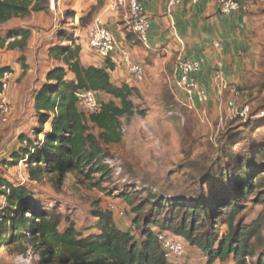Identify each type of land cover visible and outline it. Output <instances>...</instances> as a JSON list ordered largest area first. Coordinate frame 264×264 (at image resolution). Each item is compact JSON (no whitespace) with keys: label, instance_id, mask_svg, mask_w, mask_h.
<instances>
[{"label":"trees","instance_id":"trees-1","mask_svg":"<svg viewBox=\"0 0 264 264\" xmlns=\"http://www.w3.org/2000/svg\"><path fill=\"white\" fill-rule=\"evenodd\" d=\"M49 1L0 0V24L45 12ZM30 38L26 29L0 35V49L24 52ZM58 39L59 44L48 45V55L60 65L48 70L45 83L35 94L38 125L33 138L23 135L21 148L9 162L11 166L26 162L31 182L73 173L91 187H100L105 178L113 177V170L104 162L112 158L110 147L123 141L122 118L144 114L133 102L138 91L112 82L114 66L110 60L104 68L85 66L82 47L73 35L59 33ZM22 66L25 74L28 67ZM7 72L8 67L1 68L0 79ZM238 90L240 95L245 92ZM80 91L104 94L109 101H102L98 112L87 115L79 107ZM93 128L99 130L98 135ZM250 150L247 158L241 152L221 151L216 157L203 159L204 164L194 162L192 180L197 188L191 197L149 194L136 205L133 196L122 192L134 215L131 230L126 231L118 227L114 211L109 209L94 212L95 227L78 231L54 206L34 196L27 185L5 177L0 180L6 197L0 210V250L17 246L25 252L23 243L29 240L42 249L45 264H175L161 252L155 232L158 227L197 248L206 257L205 264H264V253H257L264 247V221L244 224L239 220L247 203L262 188L264 152L257 155L256 147ZM96 175L101 177L91 182ZM64 219L68 225L61 231Z\"/></svg>","mask_w":264,"mask_h":264},{"label":"rangeland","instance_id":"rangeland-1","mask_svg":"<svg viewBox=\"0 0 264 264\" xmlns=\"http://www.w3.org/2000/svg\"><path fill=\"white\" fill-rule=\"evenodd\" d=\"M129 1L50 0L45 12L0 24L1 36L20 29L31 32L24 52L0 49V69L8 67L12 74L9 97L13 108L7 122L0 120V180L7 177L8 181L27 185L34 196L54 206L82 232L95 227V211H104L111 205L115 207L118 227L125 231L131 230L134 215L124 202L122 192L133 196L136 205L146 200L149 194L167 198L191 197L197 188L192 180L194 162L204 164L203 159L216 157L221 151L241 152L246 155L245 158L253 147H256L257 155L264 152V0H240L250 10L253 9L261 23L259 30L262 32L259 44L261 70L252 77L256 80L255 87L250 92L245 90L241 93L237 104L239 109L249 106L248 118H242L235 110L229 109V93L223 98L209 94L208 104L195 102L192 106L187 96L176 87L171 67L177 63L175 57L169 66L163 68L161 78L153 81L148 94H138L133 98L137 109L144 114L122 118L123 141L110 147L111 159L116 164L113 177L105 178L102 186L91 187L73 173L48 175L41 181L31 182L26 163L10 165L11 155L21 148L20 138L23 135L33 138V129L38 125L35 94L45 83L48 70L60 65L48 55V45L60 43L59 33L73 35L78 41L88 38V30L98 17L105 21L108 28L111 22H120L127 28ZM157 58L148 56L146 62L154 65ZM159 58L164 57L160 55ZM22 63L28 67L25 74ZM230 85L238 90L235 84ZM102 101L109 100L102 98ZM92 132L99 134L96 128ZM261 175L262 188L255 192L239 217L244 224H251L258 219L264 221V171ZM100 177L96 175L91 182ZM1 190L0 187V210L6 201ZM67 225L64 219L60 230H64ZM223 230L226 231V226H223ZM23 248L25 252H20L17 246L2 248L0 264H45L41 259L42 249L36 248L29 240L24 241ZM191 248L187 246L188 250ZM257 253H264V247H260ZM20 257L29 259L21 261ZM205 258L194 248L193 253H188L181 264H205ZM254 261L252 263H256Z\"/></svg>","mask_w":264,"mask_h":264},{"label":"crops","instance_id":"crops-1","mask_svg":"<svg viewBox=\"0 0 264 264\" xmlns=\"http://www.w3.org/2000/svg\"><path fill=\"white\" fill-rule=\"evenodd\" d=\"M171 2L172 0H147L143 3L151 24L146 43H141L124 24L111 22L109 28L118 47L110 60L114 66V70L110 71L112 82L116 85L128 84L137 89L140 95L148 94L152 90L153 81L161 78L163 68L171 64V59L176 57L178 62L182 57L188 60H205V65L195 78L210 95H216L212 75L218 62L223 63V74L228 83L250 92L256 82L252 77L259 74L262 65L259 45L261 23L253 9L248 7L246 13L224 16L220 14L216 0H202L196 5L191 0H179L175 6H171ZM217 42L222 45L221 52L213 46ZM78 44L82 47L81 62L85 66H106V61L90 49L88 38L79 40ZM123 52L129 55L133 64L143 68L142 82L129 73ZM160 55L164 58L160 59ZM148 56L158 57L154 65L146 62ZM176 65H171L175 78ZM69 78L73 76L70 75ZM99 97L101 100H109L104 94H99ZM114 218L116 219L115 215ZM193 249H189L188 253H193Z\"/></svg>","mask_w":264,"mask_h":264},{"label":"built area","instance_id":"built-area-1","mask_svg":"<svg viewBox=\"0 0 264 264\" xmlns=\"http://www.w3.org/2000/svg\"><path fill=\"white\" fill-rule=\"evenodd\" d=\"M147 0H130L129 1V18L127 20V29L135 34L143 43L147 42L148 33L151 28V24L148 16L146 15L143 3ZM202 0H191L196 5ZM179 3V0H172L171 6H175ZM221 15L229 16L234 13H245L248 11V6L238 0H216ZM88 45L92 51H94L98 57L104 61L111 60L116 53L118 47L117 42L112 32L107 27L105 21L98 17L94 20L91 27L88 30ZM214 48L221 52L222 45L217 42L214 43ZM124 62L131 75H133L137 81L142 82L144 71L139 65L133 64L131 58L126 52L122 53ZM205 65V60H188L179 58L176 65V87L185 94L188 101L195 105V102L200 105H206L210 101L209 93L206 88L202 87L196 80L195 75ZM12 74L4 73L0 79V120L7 122L10 118L13 108L10 102L9 91L11 87ZM212 81L216 86V95L218 98H223L225 94L229 93L228 107L230 110H235L238 116L247 118L250 109L249 106L237 107L238 100L240 98V92L231 87L223 74V63L218 62L212 75ZM79 100L80 110L87 115L98 112L101 108L102 100L99 94L93 91H80L77 93ZM26 144V142H24ZM26 162L21 161V164ZM104 164L110 167L112 170L116 164L113 159H106ZM119 172V171H118ZM5 188L2 187V190ZM111 211L115 210L114 206H109ZM1 221V218H0ZM157 241L160 245L161 252L164 258L175 264H181L187 258L189 245L185 239L174 235L171 232L155 229ZM31 253L29 252L28 255ZM26 258V259H24ZM21 261H27L28 257H20Z\"/></svg>","mask_w":264,"mask_h":264}]
</instances>
